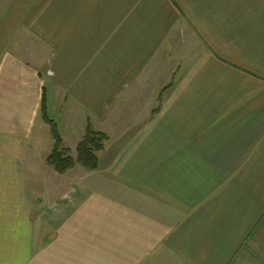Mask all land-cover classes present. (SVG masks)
<instances>
[{"label": "crops", "instance_id": "0c3cea01", "mask_svg": "<svg viewBox=\"0 0 264 264\" xmlns=\"http://www.w3.org/2000/svg\"><path fill=\"white\" fill-rule=\"evenodd\" d=\"M44 99L71 150L111 107L108 161L50 165ZM244 245L264 254V0H0V264Z\"/></svg>", "mask_w": 264, "mask_h": 264}, {"label": "trees", "instance_id": "16d2710c", "mask_svg": "<svg viewBox=\"0 0 264 264\" xmlns=\"http://www.w3.org/2000/svg\"><path fill=\"white\" fill-rule=\"evenodd\" d=\"M42 114L47 123L50 124L55 138V149L48 159L50 165L61 174L66 173L77 163L90 170L98 168L99 158L97 153L104 149L105 142L108 140L106 133L95 130L90 122L85 137L77 146V158L74 159L71 156V149L65 147L56 124L48 115L45 99L42 103Z\"/></svg>", "mask_w": 264, "mask_h": 264}, {"label": "rangeland", "instance_id": "374dc122", "mask_svg": "<svg viewBox=\"0 0 264 264\" xmlns=\"http://www.w3.org/2000/svg\"><path fill=\"white\" fill-rule=\"evenodd\" d=\"M166 89V88H165ZM112 97V96H111ZM111 97L107 98L106 100L111 101ZM106 115L107 117L104 119L106 122L103 123H99V126L94 127L95 130L97 131H101V129L103 128L106 129V127L110 128V132H111V136L107 133L108 140L105 142L104 145V149L99 151V157L102 159V162H107L108 161V157L109 155H107L108 153H111L110 151L113 150V148L117 145V141L118 140H114L113 139V131L111 130L112 128V123H111V107L110 109L106 110ZM108 115L110 116V118H108ZM106 132V131H105ZM68 148V147H67ZM97 153V154H98ZM71 156L76 159L77 158V152L76 150H71ZM84 172L87 173L89 171H86L84 169ZM74 178H80V169L78 170H74ZM252 247H250V245H244L242 246V248L238 251V253L236 254V256L233 258V260L230 262V264H264V254L255 250L251 249ZM160 253V252H159ZM142 264H178V261L176 258L171 257V255H167L165 253H161L160 255H157V253L155 254L154 252V256L152 258H150L149 260H147L146 262H143ZM183 264V263H180Z\"/></svg>", "mask_w": 264, "mask_h": 264}]
</instances>
